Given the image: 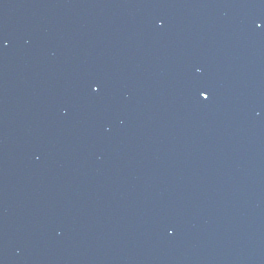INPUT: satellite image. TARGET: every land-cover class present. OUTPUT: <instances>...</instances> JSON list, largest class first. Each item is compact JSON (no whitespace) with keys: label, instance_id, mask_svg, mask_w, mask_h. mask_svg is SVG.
<instances>
[{"label":"snow or ice","instance_id":"snow-or-ice-1","mask_svg":"<svg viewBox=\"0 0 264 264\" xmlns=\"http://www.w3.org/2000/svg\"><path fill=\"white\" fill-rule=\"evenodd\" d=\"M202 95L204 96L205 99H207V98H209L210 93H209L208 91H204V92L202 93Z\"/></svg>","mask_w":264,"mask_h":264}]
</instances>
